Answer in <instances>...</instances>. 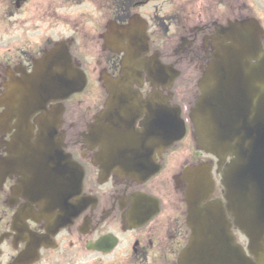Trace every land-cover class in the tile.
Listing matches in <instances>:
<instances>
[{
    "label": "flooded vegetation",
    "instance_id": "af4514ba",
    "mask_svg": "<svg viewBox=\"0 0 264 264\" xmlns=\"http://www.w3.org/2000/svg\"><path fill=\"white\" fill-rule=\"evenodd\" d=\"M246 42L264 52V0H0V264H179L188 181L207 173L224 203L230 159L201 143L194 107ZM58 47L83 90L20 115L9 92ZM62 160L82 172L72 194Z\"/></svg>",
    "mask_w": 264,
    "mask_h": 264
},
{
    "label": "water",
    "instance_id": "95a60500",
    "mask_svg": "<svg viewBox=\"0 0 264 264\" xmlns=\"http://www.w3.org/2000/svg\"><path fill=\"white\" fill-rule=\"evenodd\" d=\"M68 62V52L61 47L45 53L33 73L9 92L14 109L23 115L51 100L80 92L83 75L77 70L69 72ZM210 68L194 118L206 149L231 158L221 179L226 204H203L213 189L207 173L196 172L189 179L186 203L191 236L179 264H264V54L250 42L238 44L225 56L215 58ZM113 91L111 102L121 98L116 87ZM126 99L134 97L127 95ZM69 166L62 160L61 191L67 179L71 178L72 191L81 184L80 172ZM225 212L248 239L247 249L253 259L235 244Z\"/></svg>",
    "mask_w": 264,
    "mask_h": 264
}]
</instances>
